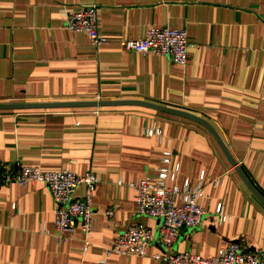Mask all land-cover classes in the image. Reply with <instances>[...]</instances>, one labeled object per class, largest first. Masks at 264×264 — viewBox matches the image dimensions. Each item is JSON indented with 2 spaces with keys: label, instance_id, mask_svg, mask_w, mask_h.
I'll return each instance as SVG.
<instances>
[{
  "label": "crops",
  "instance_id": "0c3cea01",
  "mask_svg": "<svg viewBox=\"0 0 264 264\" xmlns=\"http://www.w3.org/2000/svg\"><path fill=\"white\" fill-rule=\"evenodd\" d=\"M92 4L108 39L99 47L64 27L67 13ZM152 27L186 30V66L121 45ZM91 101H143L202 118L264 197V0H0V104ZM155 125L162 140L143 134ZM168 150V187L203 179L202 225L182 230L172 249L155 235L146 257L108 256L128 227L158 230V220L135 217L137 193L118 182L157 179ZM4 167L98 175L90 235L78 227L60 241L48 187L5 184ZM220 205L231 217L224 225ZM236 242L264 251V205L200 124L132 106L0 110V264H164L153 256L210 258Z\"/></svg>",
  "mask_w": 264,
  "mask_h": 264
},
{
  "label": "built area",
  "instance_id": "2783aa9c",
  "mask_svg": "<svg viewBox=\"0 0 264 264\" xmlns=\"http://www.w3.org/2000/svg\"><path fill=\"white\" fill-rule=\"evenodd\" d=\"M64 27L74 32L86 33L97 47L105 44L108 39L98 29L97 5L92 4L79 11L67 13ZM127 49L142 54L167 56L180 66H186L188 59V34L185 29L150 28L145 37L135 40L121 41ZM145 137L154 136L162 140V130L159 126L146 128ZM169 148V147H168ZM172 152L168 150L163 158L164 167L160 169L157 179L139 180L125 184L122 180L119 186H126L137 193L136 218H149L160 222L158 230L154 231L142 223L128 227L119 235L114 246L108 251V256L116 254L143 258L148 256L149 247L155 235L159 237L161 246L169 249L178 243L182 230H196L206 215L200 205L205 188L203 179L195 186L186 182L183 188L168 187L167 181L175 178L170 172ZM2 180L5 184L16 183L20 186L43 184L48 187L55 202L54 229L58 232L59 240L73 239L76 228H81L86 236L92 230L94 211L92 196L100 179L95 173L78 176L70 171L45 172L35 167H23L14 170L2 168ZM223 182V181H221ZM221 182H215L217 186ZM84 188V197H76L79 188ZM17 207L15 206V209ZM108 216H113L108 212ZM216 215L220 225L227 224L231 217L222 205L218 206ZM44 232L48 235L50 231ZM88 247V243H86ZM153 259L164 264H264V251L249 252L242 245L229 243L219 253L210 258H203L191 253L156 254Z\"/></svg>",
  "mask_w": 264,
  "mask_h": 264
},
{
  "label": "water",
  "instance_id": "95a60500",
  "mask_svg": "<svg viewBox=\"0 0 264 264\" xmlns=\"http://www.w3.org/2000/svg\"><path fill=\"white\" fill-rule=\"evenodd\" d=\"M124 106H132V107H142L150 110L163 112L172 114L175 116H179L201 126L205 127L216 139L224 154L232 164L235 171L239 174L245 185L248 189L260 200V202L264 205V197L260 194V192L253 186L247 176L244 174L241 167H239L237 161L233 158L229 148L223 141V139L219 136L214 127L203 120L202 118L195 116L193 114L183 112L180 110H175L159 105H155L148 102L143 101H91V102H52V103H24V104H0V110H29V109H60V108H103V107H124Z\"/></svg>",
  "mask_w": 264,
  "mask_h": 264
}]
</instances>
